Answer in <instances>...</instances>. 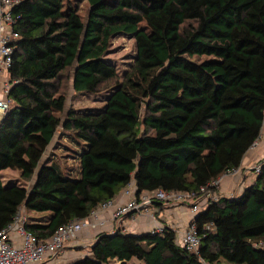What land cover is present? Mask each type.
<instances>
[{"label": "trees", "instance_id": "trees-1", "mask_svg": "<svg viewBox=\"0 0 264 264\" xmlns=\"http://www.w3.org/2000/svg\"><path fill=\"white\" fill-rule=\"evenodd\" d=\"M14 14L15 84L0 123V172L17 170L31 186H5L0 176V231L23 209L26 229L47 241L131 182L138 198L197 195L240 168L258 140L264 0H22ZM122 35L133 36L136 55L119 72L107 56ZM69 89L106 104L67 111ZM57 135L77 146L78 180L53 160ZM257 164L241 194L221 196L191 220L199 256L169 226L162 234L118 229L98 234L74 264H264V161Z\"/></svg>", "mask_w": 264, "mask_h": 264}, {"label": "built area", "instance_id": "built-area-1", "mask_svg": "<svg viewBox=\"0 0 264 264\" xmlns=\"http://www.w3.org/2000/svg\"><path fill=\"white\" fill-rule=\"evenodd\" d=\"M21 2L22 0H0V78L7 76V79L2 82L4 97L0 99V118L4 117L13 105L9 92L15 82L10 81L9 71L15 51L14 43L19 37L14 31L19 16L14 14V10ZM260 170V164L251 168L254 174L259 173ZM239 174L240 168L230 170L216 181L202 187L197 195L168 193L164 190H158L142 193L138 198L135 195V185L131 182L118 197L93 209L87 218L74 220L59 227L47 241L39 240L26 229L27 217L22 209L13 222L0 231V264H54L57 256L62 254L66 243L76 242L84 231L103 230L105 226L103 216L107 212L110 213L112 221L119 223V227L123 225L126 217L131 216L130 218H133L135 213H145L154 221L149 232L162 234L168 226L155 220L150 211L153 203L185 207L186 202L189 201L190 204L187 205L191 216L194 218L209 203L220 198L219 191L222 180L231 179ZM233 195L229 194L228 196L232 197ZM169 227L177 232L179 245L186 248L190 253L199 256L201 240L195 225L190 222L186 229ZM201 263L207 264L203 260Z\"/></svg>", "mask_w": 264, "mask_h": 264}, {"label": "crops", "instance_id": "crops-1", "mask_svg": "<svg viewBox=\"0 0 264 264\" xmlns=\"http://www.w3.org/2000/svg\"><path fill=\"white\" fill-rule=\"evenodd\" d=\"M6 79L7 76H2L0 78V99L4 97L2 82ZM1 119L2 117L0 120ZM61 140L62 139H59L58 135L55 137L54 141L58 144L57 148L62 146ZM51 147L54 148L55 146ZM260 161H264V125L258 140L242 161L240 174L231 179L223 180L220 193H224V196L233 194L231 192H234V195L241 194L248 185L254 182L255 176L253 175L251 168ZM189 210L188 207L173 204L164 205L162 207L152 205L150 208L151 213L158 223L183 229H186L189 226V223L193 218ZM133 218H127L124 220L123 225L119 227V223L112 221L110 213H105L103 216V220L105 221L103 230L84 231L80 234L79 239L76 242L66 243L62 254L57 256L54 264H74L79 259L85 257L88 254V247L96 241V236L100 233L112 234L118 229H125L122 231L127 234L149 232L154 225L153 219L145 213H135Z\"/></svg>", "mask_w": 264, "mask_h": 264}, {"label": "rangeland", "instance_id": "rangeland-1", "mask_svg": "<svg viewBox=\"0 0 264 264\" xmlns=\"http://www.w3.org/2000/svg\"><path fill=\"white\" fill-rule=\"evenodd\" d=\"M89 10H90V5L87 1L83 2L80 5L79 14L81 15L83 19H85L88 16ZM135 55H136V47H135V41L133 39V36H125V35L123 36L122 35V36L115 37L111 41L110 51L108 53L107 59L111 61L117 67L119 72H124V71H127L129 67L132 65ZM68 93L69 94H68L67 104H66L67 111L70 110V108H73L75 110H88V109H100L101 110L104 108L106 104L105 101H101L100 96L75 95L72 89ZM64 117L65 115H63V118ZM116 125L131 126L128 123H116ZM61 145H62L61 147L57 148L58 144L56 143V141H53L52 146L53 147L55 146V148H52V147L49 148L50 149L49 151L54 152L53 160H56L59 162V164L63 167L66 175L70 179L78 180L80 178L79 160L72 158V156L74 157V153L72 150H76L77 146L72 141V139L69 138L68 136L67 138H64V137L62 138ZM47 156L48 155H46V157ZM253 175L255 174L253 173ZM0 176L3 179L5 186H8L9 184H14L16 186H20L24 188H30L31 186V184H26L21 179V173L17 170H11V169L3 170L0 172ZM222 182L220 184V187L222 185ZM231 193L234 194V192H231ZM219 194H220V197L225 195L224 193H220V191H219ZM186 204H190V202L187 201Z\"/></svg>", "mask_w": 264, "mask_h": 264}, {"label": "water", "instance_id": "water-1", "mask_svg": "<svg viewBox=\"0 0 264 264\" xmlns=\"http://www.w3.org/2000/svg\"><path fill=\"white\" fill-rule=\"evenodd\" d=\"M2 119H3V117H2ZM2 119L0 120V123H1Z\"/></svg>", "mask_w": 264, "mask_h": 264}]
</instances>
